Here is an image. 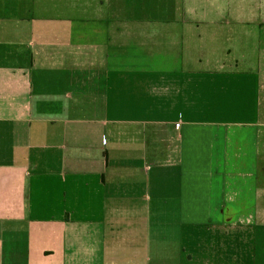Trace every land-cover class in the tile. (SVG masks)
Here are the masks:
<instances>
[{"label": "crops", "instance_id": "crops-1", "mask_svg": "<svg viewBox=\"0 0 264 264\" xmlns=\"http://www.w3.org/2000/svg\"><path fill=\"white\" fill-rule=\"evenodd\" d=\"M0 264H264V0H0Z\"/></svg>", "mask_w": 264, "mask_h": 264}, {"label": "built area", "instance_id": "built-area-1", "mask_svg": "<svg viewBox=\"0 0 264 264\" xmlns=\"http://www.w3.org/2000/svg\"><path fill=\"white\" fill-rule=\"evenodd\" d=\"M180 128V124H175V129L178 130Z\"/></svg>", "mask_w": 264, "mask_h": 264}]
</instances>
